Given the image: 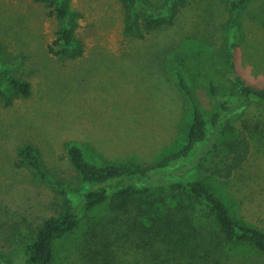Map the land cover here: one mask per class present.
Wrapping results in <instances>:
<instances>
[{
  "label": "rangeland",
  "instance_id": "obj_1",
  "mask_svg": "<svg viewBox=\"0 0 264 264\" xmlns=\"http://www.w3.org/2000/svg\"><path fill=\"white\" fill-rule=\"evenodd\" d=\"M226 3L190 0L178 5L171 23L139 38L125 33L120 0H70L71 8L81 13L76 37L82 53L66 58L51 50L58 22L43 4L0 0V55L14 63L16 76L31 84L27 96L15 94L10 104L0 99V255L16 258L36 228L57 213L61 199L29 166L18 165L19 148L34 146L43 171L66 187L80 178L68 155L69 142L78 143L97 164L156 161L182 145L191 119L178 71L210 126L220 114L222 124L232 128L211 127L204 144L151 185L168 190L171 182L201 179L237 219L264 230V103L251 99L230 114L219 104L235 80L225 54L231 19ZM236 18L241 32L235 50L237 73L248 84L264 88V0H250ZM238 129L249 134L250 152L243 165L224 178L216 171L225 167L226 141L235 138ZM106 212L109 216L104 204L82 210L79 227L57 241L53 264H154L129 241L114 244L111 253L103 249L99 230L105 220L97 221ZM133 212L119 221L125 228L134 222ZM92 225L102 243L97 249L104 254L87 256L83 248ZM241 248L211 264H264V255Z\"/></svg>",
  "mask_w": 264,
  "mask_h": 264
},
{
  "label": "trees",
  "instance_id": "obj_2",
  "mask_svg": "<svg viewBox=\"0 0 264 264\" xmlns=\"http://www.w3.org/2000/svg\"><path fill=\"white\" fill-rule=\"evenodd\" d=\"M34 1L43 4L47 14L54 16L58 22L53 43L55 47H51V50L61 57L79 56L82 47L76 37V29L81 13L71 8L70 0ZM120 1L124 7L125 33L139 38L154 33L167 22L171 23L178 5L185 6L190 2ZM151 1L153 3L150 5ZM224 2H227L231 14L226 25L225 54L235 80L228 94L220 98L219 104L222 112L230 114L251 99L264 103V88L248 84L236 70L235 50L241 38L236 16L250 0ZM13 66L14 63L0 55V99L4 98L7 104L12 103L15 94L27 96L31 92L30 82L16 76ZM177 76L179 86L188 99L191 119L182 145L156 161L143 164H97L86 157L78 143L69 142L66 144L68 155L80 178L74 185L66 187L50 179L43 171L39 152L34 146L26 143L19 148L18 165L29 166L56 189L61 199L57 213L36 228L31 240L25 243L16 258L0 255L2 264H53L57 241L79 227L80 212H89L103 204L109 216L106 212L107 217L97 222L105 220L99 232L102 233V247H108V253L114 252V244L129 241L154 264H174L172 261L177 264H211L212 259L239 247L264 255V230L237 219L228 204L205 181L186 178L184 182H171L166 186L168 190L156 188L160 189L158 192L150 183L157 176L161 179L173 164L188 158L198 145L204 144L209 139L211 127L220 131L232 128L222 124L220 114L214 116L210 126L185 77L179 71ZM210 88L213 95L218 94L213 82ZM226 148L228 161L224 168L216 171L224 178L232 176L247 160L251 148L249 134L244 129H238L236 137L226 141ZM197 164L204 167L200 162ZM130 211H134V222L125 228L126 225L119 221H123V215ZM86 243L83 249L87 256L104 254V251L97 249L101 244L96 226L92 225V229H88Z\"/></svg>",
  "mask_w": 264,
  "mask_h": 264
}]
</instances>
